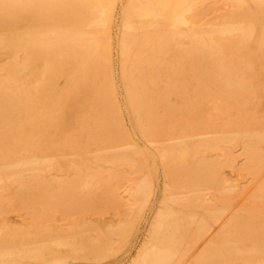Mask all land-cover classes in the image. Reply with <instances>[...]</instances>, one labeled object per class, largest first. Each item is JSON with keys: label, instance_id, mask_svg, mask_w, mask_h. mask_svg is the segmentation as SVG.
Here are the masks:
<instances>
[{"label": "bare ground", "instance_id": "1", "mask_svg": "<svg viewBox=\"0 0 264 264\" xmlns=\"http://www.w3.org/2000/svg\"><path fill=\"white\" fill-rule=\"evenodd\" d=\"M111 258L264 264L261 0H0V264Z\"/></svg>", "mask_w": 264, "mask_h": 264}, {"label": "rangeland", "instance_id": "2", "mask_svg": "<svg viewBox=\"0 0 264 264\" xmlns=\"http://www.w3.org/2000/svg\"><path fill=\"white\" fill-rule=\"evenodd\" d=\"M69 124H71L70 125V130L69 129H67L66 131H64V129H63V132H67V133H72L71 131L72 130H74L73 132H75L76 130L75 129H77V122L75 121V120H72V121H70V122H68L67 124H66V128H67V125H69ZM69 127V126H68ZM65 128V127H64ZM62 132V131H61ZM60 136H59V140H60V143L63 141V139H64V135H66L65 133H63V135L60 133L59 134ZM63 136V137H62ZM61 137V138H60ZM62 139V140H61ZM107 216V217H106ZM114 214L113 213H110V214H107V215H105V219L103 220V221H109L110 219H114ZM93 218V217H92ZM95 218V217H94ZM69 223V222H68ZM68 223L67 224H64V226H68ZM104 223V222H103ZM103 223L101 222L100 224L102 225V226H104L103 225ZM109 223V222H108ZM107 224V222H105V225ZM122 254V255H121ZM118 257H117V259H119V260H123V259H125L126 257H128L127 255H129L128 253H121ZM109 261H103L104 263H102V264H114V262H115V259L114 258H111V259H108ZM93 264L92 262H83V263H80V264ZM71 264H75V263H71Z\"/></svg>", "mask_w": 264, "mask_h": 264}, {"label": "snow or ice", "instance_id": "3", "mask_svg": "<svg viewBox=\"0 0 264 264\" xmlns=\"http://www.w3.org/2000/svg\"><path fill=\"white\" fill-rule=\"evenodd\" d=\"M261 6L264 7V0H261ZM11 7H18V5H8V4L3 5L4 9H8Z\"/></svg>", "mask_w": 264, "mask_h": 264}]
</instances>
